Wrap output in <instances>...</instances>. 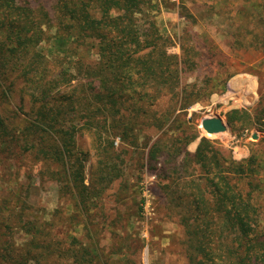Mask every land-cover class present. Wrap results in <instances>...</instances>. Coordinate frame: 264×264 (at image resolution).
<instances>
[{"label": "trees", "instance_id": "1", "mask_svg": "<svg viewBox=\"0 0 264 264\" xmlns=\"http://www.w3.org/2000/svg\"><path fill=\"white\" fill-rule=\"evenodd\" d=\"M154 1L52 0L50 12L36 0H0V96L5 91L2 84L21 80L19 92L30 94L37 104L20 119L0 111V156L27 153L45 167L57 166L56 171L46 168L48 174L70 184L76 207L83 212L84 203L99 197L119 177L114 139L137 147L142 129L146 164L163 174L168 181L163 190L192 215V222L181 221L187 232L188 262L264 264V179L259 177L263 166L253 150L245 160L235 161L229 151L202 137L190 154L186 148L195 135H167L175 119L214 91L194 93L182 82L183 70H193L195 61L183 51L181 56L167 53L166 40L150 18L158 4ZM260 6L264 11V3ZM91 49L97 59L90 63L86 56ZM225 84L226 80L216 92L224 93ZM163 95L171 106L160 124L148 110ZM146 117L147 123L137 121ZM225 117L231 130L262 122L255 129L264 133V108L255 115L230 110ZM80 130L92 133L100 157L92 172V194L83 184L86 155L75 146ZM18 200L19 194L12 191L0 200V228L5 221L0 264L100 263L90 241L72 237L63 246V240H47L45 222L26 202L16 206ZM13 227L25 234L22 244L15 245Z\"/></svg>", "mask_w": 264, "mask_h": 264}, {"label": "rangeland", "instance_id": "2", "mask_svg": "<svg viewBox=\"0 0 264 264\" xmlns=\"http://www.w3.org/2000/svg\"><path fill=\"white\" fill-rule=\"evenodd\" d=\"M51 1L36 0L35 4L42 2L43 8L53 12ZM153 3L158 4L150 12V18L166 40L167 53L181 56L183 51L195 61L193 70H183L182 82L191 86L194 93L215 92L200 98L175 119L167 135L179 137L182 131L187 136L195 135V142L190 143L192 148L204 137L230 154L236 146L246 147L248 156L253 150L263 166L259 177L264 179V133L255 129L262 122L251 129L231 130L228 126L223 134L215 135H207L200 127L204 118L220 117L226 122L225 116L230 110L243 109L255 115L264 108V47L260 46L264 44V11L260 6L264 0H157ZM86 57L90 63L97 59L93 49ZM224 80V93L216 92ZM10 82L9 79L6 84ZM2 86L6 94L4 91L0 96V111L4 115L20 119L36 108L30 94L19 92L21 80ZM170 106L168 96L163 95L148 111L161 124ZM148 119L137 121L147 123ZM72 122L81 125L83 120ZM252 134L257 139L253 140ZM143 135L145 132L141 129L137 147L114 139L113 161L119 177L99 197L85 200L87 210L84 207L83 212L81 206L76 207L70 184L56 181L48 174L50 169L56 171L57 166L45 167L27 153L8 152L7 159L0 156V200L8 198L11 191L19 194L15 205L26 202L36 218L45 222L49 231L47 240L52 243L63 240V246L72 237L90 241L101 256L99 264H190L186 256L187 232L181 221L192 222V215L163 190L168 183L163 174L159 175L157 169L151 170L146 164ZM94 145L90 131L76 133V150L86 155L83 184L90 194L96 193L90 182L100 158ZM192 148L187 146L186 150L192 151ZM11 229L15 245L22 244L25 234L17 227Z\"/></svg>", "mask_w": 264, "mask_h": 264}, {"label": "water", "instance_id": "3", "mask_svg": "<svg viewBox=\"0 0 264 264\" xmlns=\"http://www.w3.org/2000/svg\"><path fill=\"white\" fill-rule=\"evenodd\" d=\"M200 127L207 135L223 133L227 130L228 125L220 117L204 118L200 122ZM253 140L257 139L256 134H252Z\"/></svg>", "mask_w": 264, "mask_h": 264}, {"label": "crops", "instance_id": "4", "mask_svg": "<svg viewBox=\"0 0 264 264\" xmlns=\"http://www.w3.org/2000/svg\"><path fill=\"white\" fill-rule=\"evenodd\" d=\"M194 142H195V140H193L192 143L191 142L190 143L193 144ZM190 143L188 144V148H189V146H191V148H192V145ZM197 145H198V143H195V146L192 148V151L189 149H187V150H189L191 152H195ZM247 156H248V150L246 147L236 146L235 148H232L231 157L233 160L242 161V160H245L247 158Z\"/></svg>", "mask_w": 264, "mask_h": 264}, {"label": "bare ground", "instance_id": "5", "mask_svg": "<svg viewBox=\"0 0 264 264\" xmlns=\"http://www.w3.org/2000/svg\"><path fill=\"white\" fill-rule=\"evenodd\" d=\"M219 134H223V133H219Z\"/></svg>", "mask_w": 264, "mask_h": 264}]
</instances>
